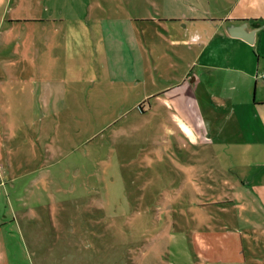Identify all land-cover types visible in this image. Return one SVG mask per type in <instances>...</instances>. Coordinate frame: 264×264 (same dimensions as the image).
Returning a JSON list of instances; mask_svg holds the SVG:
<instances>
[{"label": "rangeland", "instance_id": "1", "mask_svg": "<svg viewBox=\"0 0 264 264\" xmlns=\"http://www.w3.org/2000/svg\"><path fill=\"white\" fill-rule=\"evenodd\" d=\"M181 3L0 0V145L8 146L9 170L39 173L17 179L31 204L52 203L31 210L33 221L21 225L24 264H264L263 163L216 157L231 147L182 140L158 102H149L148 113L147 104L139 105L162 79L177 76L179 67L163 49L150 50L147 36L156 38L163 21L185 10ZM37 20H56L63 30L101 29L119 45L115 80L98 81L94 59L88 65L80 53L79 35L72 60L50 58V49L36 62L37 25L24 21ZM49 35L40 34L39 42L59 50L68 43ZM38 73L71 107L52 115L51 127L29 111ZM74 105L88 106L87 113H75ZM212 179L232 193L207 192ZM209 197L237 203L198 207L199 198ZM13 254L19 258L17 249Z\"/></svg>", "mask_w": 264, "mask_h": 264}, {"label": "crops", "instance_id": "2", "mask_svg": "<svg viewBox=\"0 0 264 264\" xmlns=\"http://www.w3.org/2000/svg\"><path fill=\"white\" fill-rule=\"evenodd\" d=\"M183 2L181 4L185 10H181L178 16H171L170 20L163 21L164 25L155 33L156 38L147 36V47L150 50L153 47L163 49V54H159L168 56L171 62L179 67L177 76L162 79V85L153 86V90L144 96L147 99L139 105L147 104L148 113L153 109L149 102L151 100L158 102L173 118L182 140L201 147L207 145L231 147L223 153L216 154V157H229L230 160L258 159L264 167V0H183ZM24 22L37 25L34 28L37 37L31 45L36 62L42 60L41 56L46 59L45 51L50 49L52 50L50 58L58 56L64 63L72 60L71 56L75 55L72 45L79 35L84 42L80 45V53L88 65L94 59L96 67L98 66V81L111 83L115 80L113 77L119 62V45L110 37H105L101 29L93 30L78 26L66 27L63 30L58 27L56 20H47L46 23L42 20ZM242 23L247 24V31L257 30L252 45L239 38L230 37L227 32L229 26H238ZM53 33L60 34L61 40L68 41L65 42L63 50L57 49L54 45L50 48L49 43L39 42L40 34H47L48 36H44L45 40H50L49 34ZM105 55H108V58ZM50 58L48 55L47 60ZM153 71H156L155 66ZM39 76L38 73L32 94L33 100L28 102L31 105L29 111L34 115L44 116V119L50 122L49 118L52 115L68 113L71 107L63 101L65 98L63 91L51 86L49 81L40 79ZM74 106L75 113L82 114L88 111V106ZM50 124L54 123L51 121ZM24 127L25 125H21L19 130H25ZM35 127L37 130L40 129V126ZM49 129L52 130L48 127L46 131ZM6 130L5 135L11 129L8 126ZM38 135L32 140H38ZM7 147L0 145V163L6 162L5 165H0V264H24L22 248L26 239L21 225L33 221L31 210L34 208L49 210L52 203L48 199V203H40V206L31 204L28 192L18 187L17 179L39 173L9 170L11 166L7 161L11 155ZM235 151L239 153L236 154ZM27 153V157H38L31 151ZM232 176L238 177L236 174ZM238 178L241 182V177ZM209 184L211 187L206 189L209 193L218 192L217 187L229 190V193L233 191L226 189L224 182L215 186L212 179L208 186ZM240 187L243 189L246 183H242ZM11 193L14 198H10ZM229 198L223 197L218 200L211 197L199 198L196 204L198 207H211L237 203L233 198ZM13 227L16 228V233L12 231ZM18 240L21 244L13 246ZM16 249L19 258L14 257L13 252ZM28 262L31 263V259L28 258Z\"/></svg>", "mask_w": 264, "mask_h": 264}, {"label": "water", "instance_id": "3", "mask_svg": "<svg viewBox=\"0 0 264 264\" xmlns=\"http://www.w3.org/2000/svg\"><path fill=\"white\" fill-rule=\"evenodd\" d=\"M227 32L230 37L232 38H239L246 42L249 45L253 44L255 33L257 32L256 29L247 31V24L242 23L238 26L231 25L227 28ZM138 110L141 111V108L138 107Z\"/></svg>", "mask_w": 264, "mask_h": 264}, {"label": "trees", "instance_id": "4", "mask_svg": "<svg viewBox=\"0 0 264 264\" xmlns=\"http://www.w3.org/2000/svg\"><path fill=\"white\" fill-rule=\"evenodd\" d=\"M140 107H141V105H140Z\"/></svg>", "mask_w": 264, "mask_h": 264}]
</instances>
